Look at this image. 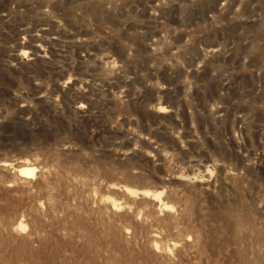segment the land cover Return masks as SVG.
Instances as JSON below:
<instances>
[{
	"label": "rangeland",
	"instance_id": "374dc122",
	"mask_svg": "<svg viewBox=\"0 0 264 264\" xmlns=\"http://www.w3.org/2000/svg\"><path fill=\"white\" fill-rule=\"evenodd\" d=\"M10 120L0 264H264V0H0Z\"/></svg>",
	"mask_w": 264,
	"mask_h": 264
},
{
	"label": "trees",
	"instance_id": "16d2710c",
	"mask_svg": "<svg viewBox=\"0 0 264 264\" xmlns=\"http://www.w3.org/2000/svg\"><path fill=\"white\" fill-rule=\"evenodd\" d=\"M0 126H4L6 129L11 131L13 133V135H15V136L17 134H20L21 136H25V135L30 136L32 134V130L27 125V123L25 124L22 122L10 120V121H7V122L0 124ZM13 138H14V136L11 139H13Z\"/></svg>",
	"mask_w": 264,
	"mask_h": 264
},
{
	"label": "bare ground",
	"instance_id": "6f19581e",
	"mask_svg": "<svg viewBox=\"0 0 264 264\" xmlns=\"http://www.w3.org/2000/svg\"><path fill=\"white\" fill-rule=\"evenodd\" d=\"M19 173L23 177H31L36 175V168L32 166H24L19 169Z\"/></svg>",
	"mask_w": 264,
	"mask_h": 264
}]
</instances>
